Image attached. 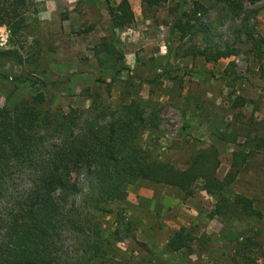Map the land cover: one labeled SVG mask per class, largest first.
Here are the masks:
<instances>
[{
  "label": "trees",
  "instance_id": "16d2710c",
  "mask_svg": "<svg viewBox=\"0 0 264 264\" xmlns=\"http://www.w3.org/2000/svg\"><path fill=\"white\" fill-rule=\"evenodd\" d=\"M167 1L140 0L144 8H159ZM262 1L217 0L228 16L241 19L238 33L251 44L250 51L261 67L264 36L249 23L256 18L257 11L247 10L246 4L255 6ZM98 2L81 0L78 5L89 8ZM184 3L177 0L180 14L173 24L182 40L207 31L200 17L209 11L193 1L192 10L185 12ZM32 4L33 0L0 1V25H6L12 36L31 34L35 25L28 23L27 13ZM103 5L109 23L104 29L105 36L95 47V56L103 55V59L98 58L97 66L91 68L95 82L109 90L125 70L132 79L144 81L141 78L146 74L147 64L128 70L115 37L116 30L133 23L129 0H121L115 6L105 0ZM235 52L228 48L212 51L207 47H192L185 54L216 62L230 58ZM39 60L34 55L28 69L21 66V57L15 50L0 51V66L12 63L20 70L12 78L0 73L2 80H11L13 84L5 105L0 108V264H138L123 256L117 247L124 239L119 236L128 231L124 230L127 227L122 222L121 209L115 212L113 237L104 234L99 216L112 212L107 209L109 205L120 208L127 200L124 186L139 181L171 186L191 196L201 180L203 190L217 198L213 216L248 220L249 230L251 225L262 224L252 199L240 194L229 197L225 190L256 155L261 156L264 177V137L247 136L243 149L231 154L230 170L222 179L217 176L220 151L213 145L192 151L186 168L178 169L140 144L143 132L158 128L159 110L138 99H129L117 109L106 111L96 94L88 109L69 108L65 113L59 106L46 104L40 89L51 86L59 90L61 85L76 84L75 79L66 74L56 83L28 77L40 69ZM233 66L231 62L230 67ZM155 80L145 79V82ZM21 86L30 90L25 93ZM219 138L237 142V136L229 132L219 134ZM201 239L204 245L210 241L229 250L225 258L233 264H258L264 258L263 247L256 237L233 232L229 227L219 237L204 235L199 239L180 229L169 238L165 250L192 253L193 245ZM147 251L151 252L148 248ZM143 262L162 264L153 260ZM180 264L198 263L181 261Z\"/></svg>",
  "mask_w": 264,
  "mask_h": 264
},
{
  "label": "rangeland",
  "instance_id": "374dc122",
  "mask_svg": "<svg viewBox=\"0 0 264 264\" xmlns=\"http://www.w3.org/2000/svg\"><path fill=\"white\" fill-rule=\"evenodd\" d=\"M80 1L33 0L27 13L28 23L35 25L31 34L12 36L6 25H0L4 30L2 35L7 34L0 51L15 50L21 57V66L28 69L34 55L40 58V69L28 77L56 83L66 74L75 79L76 84L61 85L59 90L41 87L46 104L59 106L65 113L69 108L86 110L92 97L98 94L99 102L107 111L117 109L129 99H138L160 112L158 128L143 132L140 138L144 148L176 168L185 169L192 151L213 145L220 151L217 171L220 179L230 170L231 154L243 149L247 136L264 137V65L261 67L254 59L251 44L238 33L241 19L228 16L217 0H184L182 11L190 12L193 1L209 10L206 16L200 17L207 31L184 40L173 29L180 14L177 0H168L159 8H144L140 0H129L133 23L116 30L115 37L120 43L125 67L133 71L147 64L146 74L142 78L138 76L144 81L134 80L125 70L109 90L95 82L91 70L97 66L99 57L103 59V55L95 56V47L105 36L104 29L109 23L105 0L89 8L78 5ZM120 1L108 0L112 6ZM246 9L257 11L256 18L249 23L264 36V1L255 6L246 4ZM192 47H207L212 51L228 48L236 52L230 58L207 62L202 56L186 55V50ZM231 62L235 66L230 67ZM19 71L12 63L0 66V73L11 78ZM152 78L156 80L145 82ZM12 88L11 80L0 78V108ZM225 132L237 136V142L221 141L219 134ZM124 190L126 202L120 208L107 206L112 212L100 215L99 220L104 234L113 237L115 212L121 209L122 222L127 227L124 230L128 231L119 236L124 239L117 247L123 256L138 264H145V260L162 264L181 261L233 264L225 258L229 250L210 241L204 245L202 239L193 245L192 253L187 250L168 253L165 245L180 229L199 239L204 235L219 237L229 227L233 232L256 237L264 253V177L259 155L248 160L234 183L225 190L229 197L240 194L254 201L262 224L251 225L250 230L248 220H223L212 215L217 198L203 190L201 180L191 196L174 187L146 181L127 184ZM258 264H264V258Z\"/></svg>",
  "mask_w": 264,
  "mask_h": 264
},
{
  "label": "built area",
  "instance_id": "2783aa9c",
  "mask_svg": "<svg viewBox=\"0 0 264 264\" xmlns=\"http://www.w3.org/2000/svg\"><path fill=\"white\" fill-rule=\"evenodd\" d=\"M2 30L3 29L0 28V47L4 46V44L6 43V39H7V34H5V36H3L1 33Z\"/></svg>",
  "mask_w": 264,
  "mask_h": 264
}]
</instances>
